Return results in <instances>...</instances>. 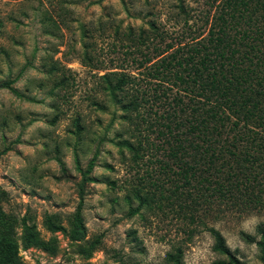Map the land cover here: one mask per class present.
I'll use <instances>...</instances> for the list:
<instances>
[{"label":"rangeland","instance_id":"1","mask_svg":"<svg viewBox=\"0 0 264 264\" xmlns=\"http://www.w3.org/2000/svg\"><path fill=\"white\" fill-rule=\"evenodd\" d=\"M217 3L0 0V82L14 79L16 91L0 88V211L22 264H171L166 254L176 248L182 264L226 263L209 226L241 262L262 264L255 241L264 206L212 199L188 219L170 194L182 181L162 171V151L135 157L128 143L146 145L153 134L125 107L126 91L104 88L102 77L142 69L138 48L153 52L137 34L150 22L187 44L205 33ZM95 151L94 180L79 198L76 159L84 168ZM152 181L168 200L152 194Z\"/></svg>","mask_w":264,"mask_h":264},{"label":"trees","instance_id":"2","mask_svg":"<svg viewBox=\"0 0 264 264\" xmlns=\"http://www.w3.org/2000/svg\"><path fill=\"white\" fill-rule=\"evenodd\" d=\"M209 12L205 33L187 44L168 41L165 32L150 22L149 29L137 34L153 52L151 57L138 48L137 64L142 69L102 75L104 88L126 91L125 107L135 111V119L153 134L146 145L128 143L129 148L135 157L148 148L163 152L162 171L182 181L170 188V194L175 193L179 208H189L186 216L191 221L196 219L193 210L212 199L246 196L242 202L264 206V0H219ZM13 81H1L0 88L16 92ZM138 133L147 139L141 130ZM96 153L84 168L76 159L79 198L83 185L94 180L90 173ZM150 186L152 194L158 191L162 198H170L163 196L162 184L152 181ZM190 186L196 188L194 196ZM12 229L0 211V264H22ZM207 230L214 239L213 249L227 257L226 263L218 264H244L219 230L211 226ZM256 231L255 244L264 264L263 223ZM180 257V248L166 254L171 264H182Z\"/></svg>","mask_w":264,"mask_h":264}]
</instances>
